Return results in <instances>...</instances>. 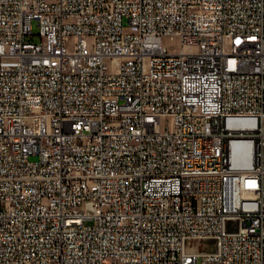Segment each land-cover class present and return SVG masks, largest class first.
Wrapping results in <instances>:
<instances>
[{
  "label": "built area",
  "instance_id": "built-area-1",
  "mask_svg": "<svg viewBox=\"0 0 264 264\" xmlns=\"http://www.w3.org/2000/svg\"><path fill=\"white\" fill-rule=\"evenodd\" d=\"M0 264H264V0H0Z\"/></svg>",
  "mask_w": 264,
  "mask_h": 264
},
{
  "label": "rangeland",
  "instance_id": "rangeland-1",
  "mask_svg": "<svg viewBox=\"0 0 264 264\" xmlns=\"http://www.w3.org/2000/svg\"><path fill=\"white\" fill-rule=\"evenodd\" d=\"M124 25L127 26V21H126V19L124 20ZM32 30H33L34 32H37V30H38L37 25H36L35 22H33ZM36 39H37V37L35 38V40H36ZM163 42H164V44H168V45H170V44H169V40H168L167 38H164V39H163ZM166 122H167V119H164V120H163V124H165ZM33 159H34V158L31 157V160H33ZM200 247H201V246H200Z\"/></svg>",
  "mask_w": 264,
  "mask_h": 264
}]
</instances>
